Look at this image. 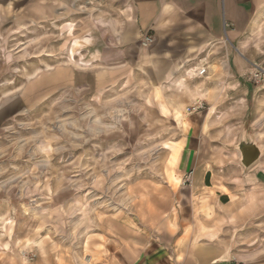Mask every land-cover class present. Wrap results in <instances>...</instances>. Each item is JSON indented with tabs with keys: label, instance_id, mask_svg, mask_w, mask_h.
Returning a JSON list of instances; mask_svg holds the SVG:
<instances>
[{
	"label": "rangeland",
	"instance_id": "374dc122",
	"mask_svg": "<svg viewBox=\"0 0 264 264\" xmlns=\"http://www.w3.org/2000/svg\"><path fill=\"white\" fill-rule=\"evenodd\" d=\"M259 25L253 66L264 67ZM65 27L0 4V264H109L120 238L143 226L165 238L192 231L193 240L220 241L235 264H264V192L241 194L251 182L238 180L235 164L223 166L231 171L224 208L201 227L194 201L189 218L191 175L180 169L186 111L162 113L134 79L46 93L62 69H89L86 43Z\"/></svg>",
	"mask_w": 264,
	"mask_h": 264
},
{
	"label": "crops",
	"instance_id": "0c3cea01",
	"mask_svg": "<svg viewBox=\"0 0 264 264\" xmlns=\"http://www.w3.org/2000/svg\"><path fill=\"white\" fill-rule=\"evenodd\" d=\"M1 3L17 18L61 21L62 28L72 24L76 28L68 30L79 35V43H86L87 73L62 69L57 72L56 86L46 90L47 94L67 86H86L95 92L134 79L148 87L149 98L162 113L182 115L181 111H186L189 116L180 140V169L184 176L191 175V185L184 201H188L186 210L192 220L193 203L198 201L201 227L207 223L202 221L205 214H217L227 203L221 198L229 196L231 171L224 165L238 166V180L255 186L241 194L258 197L264 192V80L258 84L252 80L256 68L264 69L253 66L258 52L254 41L264 21V0ZM69 19L72 22H64ZM146 36L152 37L149 45L142 44ZM100 67L103 74L97 73ZM42 93L46 94L45 90ZM198 101L204 107L189 112ZM242 144L253 145L260 153L249 167L243 164ZM230 148H234L232 154L227 153ZM170 230L172 238L157 235L148 226L128 231L120 238L119 251L109 264H185L187 259L195 264L239 262L220 241L193 240L192 231L174 238L177 231Z\"/></svg>",
	"mask_w": 264,
	"mask_h": 264
},
{
	"label": "built area",
	"instance_id": "2783aa9c",
	"mask_svg": "<svg viewBox=\"0 0 264 264\" xmlns=\"http://www.w3.org/2000/svg\"><path fill=\"white\" fill-rule=\"evenodd\" d=\"M152 37L146 36L144 37L142 44L149 45L152 43ZM252 80L255 84H258L264 80V69L256 68L254 73L252 74ZM204 107V104L201 101L196 102L191 108H188L189 112H197ZM190 176H187L186 182L190 181Z\"/></svg>",
	"mask_w": 264,
	"mask_h": 264
},
{
	"label": "water",
	"instance_id": "95a60500",
	"mask_svg": "<svg viewBox=\"0 0 264 264\" xmlns=\"http://www.w3.org/2000/svg\"><path fill=\"white\" fill-rule=\"evenodd\" d=\"M240 150L243 155V164L246 167L251 166L260 156L258 149L253 145L242 144Z\"/></svg>",
	"mask_w": 264,
	"mask_h": 264
},
{
	"label": "bare ground",
	"instance_id": "6f19581e",
	"mask_svg": "<svg viewBox=\"0 0 264 264\" xmlns=\"http://www.w3.org/2000/svg\"><path fill=\"white\" fill-rule=\"evenodd\" d=\"M261 21H262V20H261ZM36 74H37V73H36ZM36 74H35V76H36ZM7 245H8V244H7ZM90 262H91V260H90ZM90 262H89V263H90ZM86 264H87V263H86Z\"/></svg>",
	"mask_w": 264,
	"mask_h": 264
}]
</instances>
